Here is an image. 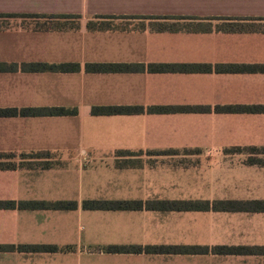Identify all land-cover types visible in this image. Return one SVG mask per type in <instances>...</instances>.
I'll list each match as a JSON object with an SVG mask.
<instances>
[{"label": "crops", "instance_id": "crops-1", "mask_svg": "<svg viewBox=\"0 0 264 264\" xmlns=\"http://www.w3.org/2000/svg\"><path fill=\"white\" fill-rule=\"evenodd\" d=\"M55 17H77L78 28H37L28 22ZM97 17L157 18L146 21L188 27L87 30ZM26 64L79 69L22 70ZM96 64L145 69L85 68ZM149 65L212 68L150 72ZM230 65L264 67V0H0V154L39 155L20 162L49 163L0 169V203H76L74 210L0 208V247L58 249L0 251V264H264V253L107 251L159 246L264 250V213L82 208L84 201H264V111L217 110L264 107V72L215 71V66ZM100 107L143 111L92 113ZM53 108L76 113L20 115L21 110ZM11 110L16 115L5 113Z\"/></svg>", "mask_w": 264, "mask_h": 264}, {"label": "trees", "instance_id": "trees-1", "mask_svg": "<svg viewBox=\"0 0 264 264\" xmlns=\"http://www.w3.org/2000/svg\"><path fill=\"white\" fill-rule=\"evenodd\" d=\"M38 18V17H34ZM116 19L121 20H137L144 22L146 20H154L157 18H115V17H97L93 21H89L86 25L89 31H105L114 27L110 23ZM48 20V18H46ZM49 20L64 21L65 23H72L71 27H53L49 29H69L74 30L78 28L76 21L77 17H55ZM178 20V19H174ZM72 21V22H71ZM159 27L157 30L173 29V26L163 27L164 24H155ZM173 25V24H172ZM237 25L225 26L226 29H236ZM46 28V27H37ZM125 29V27H121ZM145 28L144 26L140 29ZM154 28V27H153ZM16 67H12L15 69ZM22 70L28 71H75L78 70V65L64 64V65H46V64H26L21 65ZM87 71L92 72H103V71H143L145 66L143 65H86ZM211 66L207 65H149L147 70L150 72H161V71H198V72H209ZM4 67H0L3 70ZM216 72H264V67L261 66H215ZM219 111L226 112H248V113H259L264 111V107L251 106V107H227L218 108ZM142 108L132 107H100L93 108L92 113L95 115H117V114H129V113H141ZM168 109H149V112H168ZM7 115H16L15 110L5 112ZM76 111H68L62 108L53 109H26L21 110L20 115L23 116H37V115H69L75 114ZM39 158V155L33 154H0V169H14V160ZM249 164H260L258 161L249 159ZM46 164L43 167H47ZM26 209V210H74L76 209L75 202H20L18 204L14 202L0 203V208L7 209ZM84 210H104V211H157V212H181V211H214V212H246V213H264V201H222V202H192V201H84L82 203ZM18 251V252H32V253H53L58 251L55 246L49 245H21V246H4L0 247V251ZM110 253H145V254H165V255H263L264 250L261 248L253 247H188V246H159V247H109L107 249Z\"/></svg>", "mask_w": 264, "mask_h": 264}, {"label": "rangeland", "instance_id": "rangeland-1", "mask_svg": "<svg viewBox=\"0 0 264 264\" xmlns=\"http://www.w3.org/2000/svg\"><path fill=\"white\" fill-rule=\"evenodd\" d=\"M28 22H30L31 24L34 25V27H46V28H53V27H71L73 25H70L72 23H65L64 21H55V20H46V19H39V20H28ZM72 22V21H71ZM73 24H77V23H73ZM113 26H120V27H125V28H141V27H145V26H149V27H154L157 28L159 27L158 25L156 26L154 23L148 22V21H144V22H140V21H112L110 23ZM163 27H170L173 26V28H182V27H188L185 24L182 23H178V24H171V23H166L164 25H162ZM25 160H29V159H25ZM15 166H23V167H28V168H39V167H43L46 163L43 162H36V161H23V163L20 162V160L18 158H16L14 161ZM49 164V163H47Z\"/></svg>", "mask_w": 264, "mask_h": 264}]
</instances>
